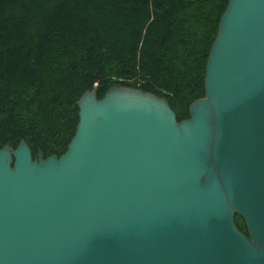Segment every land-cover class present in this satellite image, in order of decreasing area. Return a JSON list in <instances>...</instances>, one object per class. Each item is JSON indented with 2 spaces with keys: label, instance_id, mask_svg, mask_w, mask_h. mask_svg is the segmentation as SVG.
I'll list each match as a JSON object with an SVG mask.
<instances>
[{
  "label": "water",
  "instance_id": "water-1",
  "mask_svg": "<svg viewBox=\"0 0 264 264\" xmlns=\"http://www.w3.org/2000/svg\"><path fill=\"white\" fill-rule=\"evenodd\" d=\"M203 91L92 87L62 153L1 145L0 264H264V0H227Z\"/></svg>",
  "mask_w": 264,
  "mask_h": 264
},
{
  "label": "trees",
  "instance_id": "trees-1",
  "mask_svg": "<svg viewBox=\"0 0 264 264\" xmlns=\"http://www.w3.org/2000/svg\"><path fill=\"white\" fill-rule=\"evenodd\" d=\"M227 0H0V146L62 153L76 98L128 85L176 119L203 95L207 53ZM234 223L245 233L240 216Z\"/></svg>",
  "mask_w": 264,
  "mask_h": 264
}]
</instances>
